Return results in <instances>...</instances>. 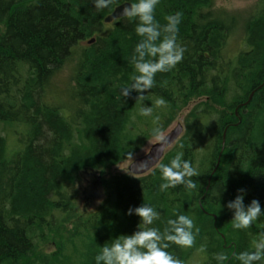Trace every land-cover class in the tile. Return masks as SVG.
<instances>
[{
    "label": "trees",
    "instance_id": "16d2710c",
    "mask_svg": "<svg viewBox=\"0 0 264 264\" xmlns=\"http://www.w3.org/2000/svg\"><path fill=\"white\" fill-rule=\"evenodd\" d=\"M215 1L160 0L154 16L161 26L182 13L177 42L186 51L174 68L155 74L141 102L135 93L120 95L142 39L136 21L104 22L130 0L99 12L93 0H0V264H95L99 245L136 230L139 218L126 212L142 201L160 212L154 226L161 230L174 214L192 217V246L168 249L183 264H216L221 251L225 264H238L233 254L251 250L264 217L233 230L223 204L242 188L245 204L264 206V0L249 16ZM69 62L73 85L62 97L55 78ZM157 98L166 105L156 107ZM192 102L183 136L160 164L182 152L196 187L159 191V165L139 178L113 176L97 210L78 219V174L106 172L154 138L157 125L139 114L142 104L153 106L163 133ZM68 222L70 236L44 253Z\"/></svg>",
    "mask_w": 264,
    "mask_h": 264
},
{
    "label": "clouds",
    "instance_id": "9594fccd",
    "mask_svg": "<svg viewBox=\"0 0 264 264\" xmlns=\"http://www.w3.org/2000/svg\"><path fill=\"white\" fill-rule=\"evenodd\" d=\"M116 0H93V6L99 12L110 8ZM160 0H130L120 9V17L129 22L136 21L135 32L142 39L134 49L130 59L134 74L130 83L120 88L122 97L133 98L143 102L144 94L153 87L157 72H167L174 68L184 57L186 49L177 42L178 25L181 23L182 13L166 17L167 23L163 26L155 19L154 12ZM162 33L165 34L162 37ZM157 41H159L157 43ZM166 101L163 98L155 100L156 107H163ZM139 114L143 117H152L157 126L152 128L151 135L157 141V147L152 156L142 161L136 168H148L154 162L155 154L163 153L171 143L172 138L162 134L159 126V117L153 115V106L142 104ZM133 158V153H126ZM160 179L159 191L183 186L186 190L196 187L191 179L196 176V170L190 161L183 159V153L178 152L167 164H159ZM221 192L215 194L221 197ZM246 191L238 189L237 194L223 204L231 213L232 229L245 230L264 217V206L258 199H252L245 204ZM101 203V201H98ZM126 215L137 216L136 230L131 234H119L110 237L94 256L95 264H183L168 251L171 245L191 247L194 242L192 217L184 214H174L175 218L167 219L161 230L154 226L160 220V212L150 203L142 201L139 206L129 207ZM198 231V230H197ZM203 250V249H202ZM229 257L223 252L214 255L216 264H225ZM238 264H264V231L257 233L251 242V250H244L233 254Z\"/></svg>",
    "mask_w": 264,
    "mask_h": 264
},
{
    "label": "rangeland",
    "instance_id": "374dc122",
    "mask_svg": "<svg viewBox=\"0 0 264 264\" xmlns=\"http://www.w3.org/2000/svg\"><path fill=\"white\" fill-rule=\"evenodd\" d=\"M261 0H216L214 6L224 8L229 10L230 12L240 13L242 15L249 16L251 13L257 11L258 9V2ZM109 25L106 26V29L109 28ZM240 34V33H239ZM239 36L236 35L234 38L233 43H240L238 39ZM87 42H82L80 47H85ZM74 62H69L68 64L64 65L60 74L57 75L55 78V85L57 89L61 92V96L65 95V92L72 87L73 85V69H74ZM67 89V90H66ZM65 91V92H62ZM60 97V96H59ZM196 103L192 102L188 108L183 110L182 112L178 113L175 116L173 123L170 127L163 132L162 134L165 135L168 131L174 128L177 124H182L184 126V119L192 110L193 106ZM156 139L153 138L148 141L142 149L135 155L133 158H129L124 162L119 163L115 167L111 168L106 172H99L93 170H84L78 174V179L76 181V188L78 191V197L76 201V211H77V218H84L93 213L97 208L101 205V203L105 199V192L103 189V183L111 179L113 176L119 175H131L129 173V165L132 163L133 160L145 155L150 148L156 143ZM223 153V150H222ZM132 176V175H131ZM142 177V176H140ZM139 178V177H136ZM101 201V203H98ZM74 227L73 222L65 223L62 228L59 230L57 235L53 238V242L45 245L43 248L44 253L53 252L56 241H62L70 236ZM200 260L199 263L200 264Z\"/></svg>",
    "mask_w": 264,
    "mask_h": 264
},
{
    "label": "water",
    "instance_id": "95a60500",
    "mask_svg": "<svg viewBox=\"0 0 264 264\" xmlns=\"http://www.w3.org/2000/svg\"><path fill=\"white\" fill-rule=\"evenodd\" d=\"M129 2H125L119 6H117L114 11L105 18L104 22L106 24H111L112 22L118 20V19H122L123 17H120V9ZM94 40H92L91 42H93ZM255 92H253L250 97L249 100L244 104V106H247L253 95ZM237 113V111H236ZM184 126L182 124H177L174 128H172L170 131H168L164 136L166 137H171V143L167 146V148L163 151V153H156L155 156V160L154 162L151 164L150 167L148 168H136V165H138L139 163H141L142 161L148 159V157L152 156L153 153L155 152V148L157 147V142L150 148V150L143 156L135 159L132 161V163L129 165V173L135 177H140V176H145L147 174H149L151 171H153L160 163L161 161L164 159L167 151L169 149H171L182 137V135L184 134ZM225 146V140H224V145H223V149ZM219 164V163H218Z\"/></svg>",
    "mask_w": 264,
    "mask_h": 264
}]
</instances>
